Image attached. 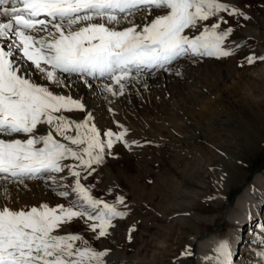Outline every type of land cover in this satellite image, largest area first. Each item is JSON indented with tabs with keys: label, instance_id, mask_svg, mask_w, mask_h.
Segmentation results:
<instances>
[{
	"label": "snow or ice",
	"instance_id": "6c2138e0",
	"mask_svg": "<svg viewBox=\"0 0 264 264\" xmlns=\"http://www.w3.org/2000/svg\"><path fill=\"white\" fill-rule=\"evenodd\" d=\"M221 13L250 19L227 0H0V264H107L110 250L60 233L79 218L103 238L114 219L128 215L117 207H127L123 196L108 203L82 180L116 143L138 142L125 139L128 129L118 121L122 130L102 138L90 112L81 121L66 116L85 104L56 89H70L73 78L92 87L91 78L110 81L103 90L123 95L146 70H169L188 56L228 57L234 29L221 27L228 24ZM68 176L70 184L57 183ZM36 179L56 185L68 206L12 207L10 186L27 188L25 181ZM216 252V264H232L227 239Z\"/></svg>",
	"mask_w": 264,
	"mask_h": 264
},
{
	"label": "rangeland",
	"instance_id": "374dc122",
	"mask_svg": "<svg viewBox=\"0 0 264 264\" xmlns=\"http://www.w3.org/2000/svg\"><path fill=\"white\" fill-rule=\"evenodd\" d=\"M231 3L238 5L250 17L245 20L221 13L228 20V24L221 27L234 29L225 45L231 48L232 55L202 57L201 64L205 62L208 70L204 71L205 65H196L188 71L185 69V74L175 84H170V80L164 82L156 94L158 99H164L162 110L154 109L155 113L152 107L146 106L142 110L139 103L141 112L128 113V119L139 124V135H136V129L119 122L128 129L125 139L138 144L128 147L122 142L116 143L111 149L112 155H106L104 162L95 166L96 171L87 180H82L94 197L114 203L117 196H123L127 205L126 208L117 205L128 215L114 219V227H110L109 235L103 238L97 239L84 220L75 219L78 228L74 233L81 234L95 249L133 255L142 261L172 264L183 258H192L193 251L189 249L192 236L215 232L223 237L229 229L239 227L236 222L224 219L227 200L218 202L214 183L225 171L230 174L233 182L225 192L230 198L233 191L249 181L260 162L264 143L254 146L251 140H255L254 137L258 139L260 134L264 138V61L248 64L246 57L264 56V0H236ZM212 22L214 18L208 23ZM156 70H152L151 76L158 81L164 76ZM195 74H199V82L204 83V88L195 91L199 95L190 104H187L188 99V102L174 104L173 96L178 97ZM135 97L139 101L140 96ZM99 98V101H105ZM145 111L151 116L155 114V118H143L141 115L146 114ZM170 111H174L173 114L167 113ZM104 117L95 116L98 121ZM115 122V127L110 129L118 133L122 129ZM98 129L104 138L103 133L109 128L98 126ZM181 135H184L182 141L176 144L173 139ZM231 158L240 161L237 169L230 166ZM105 165L110 172L107 181L112 182L109 193L100 188L106 177L103 176ZM213 214H216L214 221L200 223L198 229L194 225L195 215ZM259 214L258 208L253 218ZM263 243L258 242L260 245L256 244L253 250L259 264H264Z\"/></svg>",
	"mask_w": 264,
	"mask_h": 264
},
{
	"label": "bare ground",
	"instance_id": "6f19581e",
	"mask_svg": "<svg viewBox=\"0 0 264 264\" xmlns=\"http://www.w3.org/2000/svg\"><path fill=\"white\" fill-rule=\"evenodd\" d=\"M234 1L236 0H227V2H234ZM190 57L191 56H189V58L187 57L180 58L178 61L174 62L170 66L169 70H162L157 68L156 73L157 71L162 72L164 76V77H160L158 81L155 80V78L153 80L152 78L153 75L151 76V73L149 74L148 71L146 70L145 73H142L138 79H133L131 80L130 83L127 84L126 90L123 95L107 96L108 92L103 90L102 85L105 83H110V81L108 80L90 78V83L92 84V87H88L82 81L73 78V84L70 89L69 88H65L62 90L56 89V91L58 92L63 91L64 94H69L72 95L73 97L79 98L85 104L86 110L65 112L64 114L72 119L81 121L85 119L87 114L90 112L94 117V122L97 128L98 126H105L110 129L115 127L113 126L114 121H118V122L121 121L122 123L124 122L126 125H129L130 127L136 129L135 130L137 131L136 135H139L140 134V132H138L139 131L138 129H140L139 124L136 123V121L128 119L129 118L128 113L130 112L135 113V111L139 112L141 109V108L139 109L138 107L139 103H141L140 105H142L141 107H143L142 110H145L146 107L149 108L152 107L153 110L154 109L156 110L157 108H160L162 110L164 108V104H163L164 99H158V96H156V94L160 92V91L158 92L157 89L165 85L164 82L170 80L169 81L170 84L171 83L175 84L176 80L181 75L185 74L183 72L185 69L188 71V68L191 69L193 67H196V65L198 67H200L201 65H205L203 67L204 71L208 70L209 67L206 65L205 62L201 64L202 57H191V58ZM133 75H135V73ZM199 80H201L199 74H197V76L195 74V76L191 80L192 82L190 83L187 82V84L183 87V91L181 92V94L178 93V97L177 95L173 96L172 101L174 102V104H178L179 101H183L185 103L187 101L186 99H188L189 101V103L187 104H190L193 98L194 97L196 98V96L199 95V94L197 95L195 91H201L200 88L202 89L204 88L202 87L204 83L200 84ZM196 85H201V87H198ZM174 87L177 88L176 85ZM98 96L102 97V99H105V101L104 102H102V100L99 101L100 98ZM135 96H140L139 101H137ZM108 107L111 108L112 112L109 110ZM108 110L111 112V114L109 113ZM173 112L174 111H170L167 113L173 114ZM114 113L116 115H114ZM97 114L100 115V117H104V116L105 117L101 118V120L98 121L97 119L99 118H95V116H98ZM141 116L145 119L146 118L149 119V117L155 118L156 115L154 114L153 116H151L150 113L147 112L146 114H142ZM157 128L159 127L157 126ZM257 135H259V133ZM182 137H184V135L174 138L173 141L176 142V144H178L179 142L182 141ZM254 139L255 140H251L252 142H254L253 143L254 146L255 145L261 146V144L264 143V138L263 136H261V134L260 137H258V139L255 137ZM255 142H257V144ZM71 162L72 161H66V163H71ZM237 164H240V161L237 158L235 159L233 158L232 162L230 163V166L233 165L234 168L237 169L238 168ZM95 166L96 165H94V167ZM103 171H104L103 176L106 177L105 180L100 183V188L103 192L109 193L112 189L110 186V183L112 182L107 181L108 176L110 177L108 165L103 166ZM56 175L57 177L67 176V172ZM72 181L73 178L68 176L67 180L63 181L64 183H62V181L59 179L57 183L70 184ZM232 182L233 181L231 175L228 174L226 171L222 175H219L218 179L214 183L217 200L220 203L223 202V200H227L226 202L227 207L223 215L225 220L236 222L239 225L241 224L247 225L248 222H252L255 213H257V209L264 205L262 204V201H264L263 198L264 197V166L261 170L254 172L252 176L249 178V181L245 183L241 187L240 191L234 196L233 200L231 202H228L229 198H227L225 192L230 188ZM25 183L27 184V188H25L23 185L10 186L11 196L10 199L8 200V203L12 207L20 208L25 205L39 206L42 202H46L50 206H56L58 204H64L65 206H68V199L64 197H60L59 195L56 194L58 189L56 185H52L51 181L45 182L44 180L36 179V180H26ZM82 183L85 184L86 187H88L85 182ZM59 190H63V189H59ZM0 203H3V201H0ZM215 217L216 214H213L211 216L195 215V217H193L194 225L198 229L200 223L204 224V223L212 222L214 221ZM255 219L259 220L256 229L260 227L259 228L260 230L258 229L257 233H253V232L250 233L248 232L250 229H248L247 240H242L241 242H235L237 235L236 233L239 228L229 229L227 235L223 237L217 235L215 232L207 233L206 235L192 236L190 238V248H189L190 250L193 251L192 258L189 259L183 258L180 259L178 262L172 264H216V260H215V257L217 256L216 247L218 242L224 239H227L230 243L232 264H259V262L256 260V256L254 255L253 250L256 244H257L256 246L260 245L258 244V242L260 241L264 242V214H259L258 217L257 216L255 217ZM77 228H78L77 220H74V222L66 225L61 233H74L77 230ZM251 239L252 240L256 239L257 241L254 240L255 242L252 243L250 242ZM262 245H264V243ZM105 260L107 261V264H162L152 260L142 261L139 257L133 255L128 256L117 252L108 253V255L105 257Z\"/></svg>",
	"mask_w": 264,
	"mask_h": 264
},
{
	"label": "water",
	"instance_id": "95a60500",
	"mask_svg": "<svg viewBox=\"0 0 264 264\" xmlns=\"http://www.w3.org/2000/svg\"><path fill=\"white\" fill-rule=\"evenodd\" d=\"M263 166H264V148L262 149V151H261V153H260V162H259V165H258V167L256 168V170L252 172V174H253L254 172H256V171L261 170V169L263 168ZM252 174H251V176H252ZM251 176H250V177H251ZM240 189H241V188H239V189H237V190H235V191L232 192V195H231V197L228 199V202H231V201L233 200L234 196L240 191Z\"/></svg>",
	"mask_w": 264,
	"mask_h": 264
}]
</instances>
